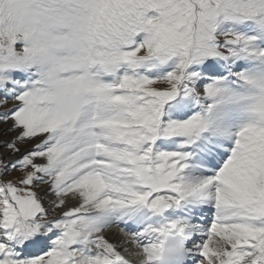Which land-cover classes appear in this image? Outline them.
<instances>
[{"label":"snow or ice","instance_id":"obj_1","mask_svg":"<svg viewBox=\"0 0 264 264\" xmlns=\"http://www.w3.org/2000/svg\"><path fill=\"white\" fill-rule=\"evenodd\" d=\"M0 264H264V0H0Z\"/></svg>","mask_w":264,"mask_h":264}]
</instances>
